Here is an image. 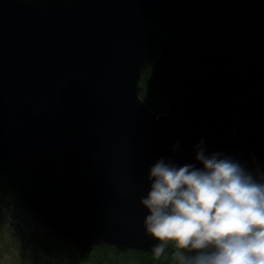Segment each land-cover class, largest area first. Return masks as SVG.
I'll list each match as a JSON object with an SVG mask.
<instances>
[{
    "label": "water",
    "instance_id": "1",
    "mask_svg": "<svg viewBox=\"0 0 264 264\" xmlns=\"http://www.w3.org/2000/svg\"><path fill=\"white\" fill-rule=\"evenodd\" d=\"M200 147L264 176V0H0V179L82 257L154 250L150 168Z\"/></svg>",
    "mask_w": 264,
    "mask_h": 264
},
{
    "label": "clouds",
    "instance_id": "2",
    "mask_svg": "<svg viewBox=\"0 0 264 264\" xmlns=\"http://www.w3.org/2000/svg\"><path fill=\"white\" fill-rule=\"evenodd\" d=\"M196 160L202 168L164 159L150 168L151 188L141 204L149 213L146 231L161 242L155 256L173 243L179 264H264V176L258 180L203 147Z\"/></svg>",
    "mask_w": 264,
    "mask_h": 264
},
{
    "label": "trees",
    "instance_id": "3",
    "mask_svg": "<svg viewBox=\"0 0 264 264\" xmlns=\"http://www.w3.org/2000/svg\"><path fill=\"white\" fill-rule=\"evenodd\" d=\"M140 85V96L148 109L157 115L165 113L167 102L158 94L156 83L149 69L143 74ZM1 212H4L6 217L5 222L3 221L6 228L5 237H10L12 246L16 244V241L24 244L37 264H39V259L43 258L42 256H46L47 260L51 259L46 261V264H53L51 261L54 259L60 262L65 261L61 264H179L174 258V252L179 250L173 243H165L164 254L159 258L155 256L153 250L149 252L137 249L121 251L107 244L94 247L87 256L82 257L74 245L57 238L52 230L37 219L26 205L19 202L9 187L0 179ZM5 248L11 249L10 245ZM26 250L24 248L25 253ZM183 254L191 256L192 252L185 250Z\"/></svg>",
    "mask_w": 264,
    "mask_h": 264
},
{
    "label": "rangeland",
    "instance_id": "4",
    "mask_svg": "<svg viewBox=\"0 0 264 264\" xmlns=\"http://www.w3.org/2000/svg\"><path fill=\"white\" fill-rule=\"evenodd\" d=\"M3 213L4 212L0 213V264H37L35 259L33 260L32 254L26 250L24 244L16 241L15 242L16 244L12 246L10 237H5L6 228L3 221L5 222L6 217L4 216ZM7 245H10L11 247L10 250L5 248V246ZM24 248L27 254L25 253ZM42 257H43L42 259H39V264H46V261L51 260L50 258L47 260L46 256H42ZM51 262L53 264H61L64 263L65 261L60 262L57 259H54Z\"/></svg>",
    "mask_w": 264,
    "mask_h": 264
}]
</instances>
